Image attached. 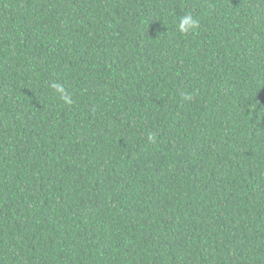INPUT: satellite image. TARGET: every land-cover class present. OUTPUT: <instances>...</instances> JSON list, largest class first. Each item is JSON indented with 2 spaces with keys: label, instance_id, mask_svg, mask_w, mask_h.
<instances>
[{
  "label": "trees",
  "instance_id": "obj_1",
  "mask_svg": "<svg viewBox=\"0 0 264 264\" xmlns=\"http://www.w3.org/2000/svg\"><path fill=\"white\" fill-rule=\"evenodd\" d=\"M0 264H264V0H0Z\"/></svg>",
  "mask_w": 264,
  "mask_h": 264
},
{
  "label": "clouds",
  "instance_id": "obj_2",
  "mask_svg": "<svg viewBox=\"0 0 264 264\" xmlns=\"http://www.w3.org/2000/svg\"><path fill=\"white\" fill-rule=\"evenodd\" d=\"M199 26V21L193 17L191 13H185L179 18L177 28L178 31L182 34H187L189 32H193ZM53 88L56 89L57 92L63 93V88L56 84L52 85ZM66 103H71V100L68 97H62ZM154 139V137L150 134L149 140Z\"/></svg>",
  "mask_w": 264,
  "mask_h": 264
}]
</instances>
